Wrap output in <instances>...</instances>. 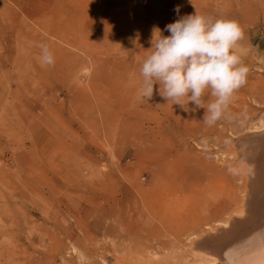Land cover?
<instances>
[{"label":"rangeland","instance_id":"1","mask_svg":"<svg viewBox=\"0 0 264 264\" xmlns=\"http://www.w3.org/2000/svg\"><path fill=\"white\" fill-rule=\"evenodd\" d=\"M195 12L244 32L247 82L212 126L203 122L209 92L200 108L185 101L186 110L162 98L159 84L150 100L138 98L153 29L168 36L167 24ZM42 46L51 64L42 63ZM260 89L264 0H0V264L161 261L149 246L137 249L134 235L155 247L154 238L169 239L165 220L195 216L181 178L225 185L242 174L234 154L264 123ZM209 198L203 205H213ZM121 220L130 237L116 251Z\"/></svg>","mask_w":264,"mask_h":264},{"label":"bare ground","instance_id":"2","mask_svg":"<svg viewBox=\"0 0 264 264\" xmlns=\"http://www.w3.org/2000/svg\"><path fill=\"white\" fill-rule=\"evenodd\" d=\"M260 92L264 99V89H260ZM250 130L254 133L236 145L234 154L242 174L235 173L230 176L228 184L225 185L221 181H214L215 178H204L207 185L187 186L181 178V188H188L187 194L193 193L195 203L191 204L190 208L196 211L195 216L181 218V213L185 210L178 207L175 218H181L182 221L176 224L168 220L163 222L166 224L164 226L169 239L160 241L159 237H156V246L153 247L148 245V241L139 243V238L133 234L137 249L141 250V245L145 249L149 246L148 256H159L161 260L156 264H264V123ZM230 165L228 164V167ZM170 178H162L163 184ZM240 179L242 184L236 186ZM209 196V200L215 196L210 207L202 203ZM142 197L137 194L138 199ZM112 203L115 210L121 209V203ZM134 208L139 218L141 211L137 210L136 206ZM108 212L111 215L112 211ZM121 222L122 220L115 224L120 226L123 236H115L111 240L112 250L116 251L123 247L130 237L127 232L125 234L126 229L121 227ZM138 224L139 222L135 223L136 228L139 227ZM78 228L81 232H87L89 224L86 222ZM144 228L145 234L152 237V228L147 225ZM176 228L182 230V233L177 234ZM160 230L162 231L161 227ZM84 236L89 237L87 234ZM67 239L69 242L73 241V237ZM102 262L105 263V260ZM142 264L151 263L148 261Z\"/></svg>","mask_w":264,"mask_h":264},{"label":"clouds","instance_id":"3","mask_svg":"<svg viewBox=\"0 0 264 264\" xmlns=\"http://www.w3.org/2000/svg\"><path fill=\"white\" fill-rule=\"evenodd\" d=\"M174 11L179 14L180 6ZM165 31L170 35L163 36L158 28L153 29L152 51L140 68L138 98L150 100L154 85L159 84L162 98L186 110L188 101L200 108L209 92L214 99L207 103L203 122L214 125L227 115L234 94L247 82L249 70L238 54L243 29L236 21L195 12L167 24ZM41 60L53 62L47 46H42Z\"/></svg>","mask_w":264,"mask_h":264}]
</instances>
